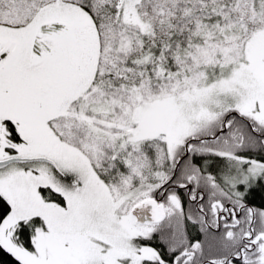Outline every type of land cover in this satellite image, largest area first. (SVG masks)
Segmentation results:
<instances>
[{"label": "snow or ice", "instance_id": "6c2138e0", "mask_svg": "<svg viewBox=\"0 0 264 264\" xmlns=\"http://www.w3.org/2000/svg\"><path fill=\"white\" fill-rule=\"evenodd\" d=\"M264 264V0H0V258Z\"/></svg>", "mask_w": 264, "mask_h": 264}, {"label": "trees", "instance_id": "16d2710c", "mask_svg": "<svg viewBox=\"0 0 264 264\" xmlns=\"http://www.w3.org/2000/svg\"><path fill=\"white\" fill-rule=\"evenodd\" d=\"M11 258L4 254L2 258H0V264H10Z\"/></svg>", "mask_w": 264, "mask_h": 264}]
</instances>
